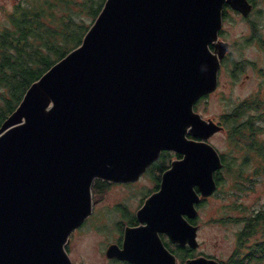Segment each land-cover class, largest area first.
<instances>
[{
	"label": "water",
	"instance_id": "water-1",
	"mask_svg": "<svg viewBox=\"0 0 264 264\" xmlns=\"http://www.w3.org/2000/svg\"><path fill=\"white\" fill-rule=\"evenodd\" d=\"M248 0H105L81 43L26 89L0 124V264H72L64 243L91 212V183L136 179L161 150L181 154L105 254L175 264L169 240L195 247L186 217L216 188L207 141L221 124L195 101L228 47L222 7ZM212 45V48H210ZM181 264H223L204 255Z\"/></svg>",
	"mask_w": 264,
	"mask_h": 264
},
{
	"label": "rangeland",
	"instance_id": "rangeland-1",
	"mask_svg": "<svg viewBox=\"0 0 264 264\" xmlns=\"http://www.w3.org/2000/svg\"><path fill=\"white\" fill-rule=\"evenodd\" d=\"M22 0H0V26L6 24L7 14L15 3ZM256 24L264 40V0H254L247 14L229 7L222 18L218 39L228 47L219 60L217 82L207 96L198 101L195 109L203 118L221 123V128L211 133L207 141L218 153H228L241 172L235 176L221 172V182L197 206V244L192 253L213 257L223 264L237 251L247 264H264V236L260 229L250 237L241 239L245 218L264 207V159L247 149V144L237 146L229 139L227 123L220 115L242 100H264V47L252 37L250 21ZM247 110L240 120L250 113ZM263 108V109H262ZM255 138L264 142V116L257 121ZM229 126V124H228ZM164 164L169 166L177 159L175 151L167 150ZM247 154V162L243 158ZM160 160V159H159ZM159 164L152 162L134 180L108 181L100 193L91 191V212L68 235L64 247L72 264H127L117 257L105 254L109 244L120 245L125 226L155 186ZM164 240L170 243L167 235ZM239 240H242L239 243ZM177 261V264H180Z\"/></svg>",
	"mask_w": 264,
	"mask_h": 264
},
{
	"label": "trees",
	"instance_id": "trees-1",
	"mask_svg": "<svg viewBox=\"0 0 264 264\" xmlns=\"http://www.w3.org/2000/svg\"><path fill=\"white\" fill-rule=\"evenodd\" d=\"M104 1L22 0L13 5L12 10L7 14L6 24L0 26V124L16 108L29 85L81 43L83 35L101 10ZM249 1L254 3V0ZM227 8H229L228 4L224 3L222 18L227 16ZM250 23L252 37L264 47V40L260 38L255 22L251 20ZM218 33H222L221 29ZM206 96L207 93L202 94L195 101L194 109L197 108L198 101ZM263 101L262 98L252 101L242 100L238 105L221 114L220 119L227 123L229 139L233 144L237 146L241 143L247 144V149L264 159V142L255 138V132L259 127L257 121L264 116V112L250 113L244 120H240L247 110H260ZM166 152L168 151L161 150L159 156L152 161L159 164L158 171L160 172L168 167L164 164ZM219 154L222 164L214 171L217 184L221 182L222 171L227 170L235 176L241 172L231 155L225 152ZM175 155L181 156L178 152H175ZM247 159L248 156L245 154L243 162H247ZM159 179L158 174L155 186L150 192L158 187ZM107 183L104 179L94 178L91 191L100 193ZM244 220L241 239L250 237L258 229L264 236V207L259 211L256 210ZM131 221L128 220L127 224L136 222L134 215ZM241 242L242 240H239V243ZM164 244L171 251L174 250L168 242L165 241ZM176 246L177 252L175 253L178 258L183 259L191 255L192 248L179 244ZM228 264L247 263L235 251L229 258Z\"/></svg>",
	"mask_w": 264,
	"mask_h": 264
},
{
	"label": "flooded vegetation",
	"instance_id": "flooded-vegetation-1",
	"mask_svg": "<svg viewBox=\"0 0 264 264\" xmlns=\"http://www.w3.org/2000/svg\"><path fill=\"white\" fill-rule=\"evenodd\" d=\"M249 1V0H248ZM250 2V1H249ZM251 3V2H250ZM252 4V3H251ZM229 6V5H228ZM230 7V6H229ZM220 29V28H219ZM218 35H219V33H218ZM220 155V154H219ZM220 160H221V158H220ZM221 164H222V161H221ZM221 167V166H220ZM219 167V168H220ZM216 170V169H215ZM214 170V171H215ZM214 171H213V178L215 177V175H214ZM214 180H215V178H214ZM216 182V181H215ZM158 183H159V181H158ZM216 186H217V183H216ZM157 189V188H156ZM155 189V190H156ZM202 199H204V197H200V199L198 200V202L197 203H195V207H196V209H197V206L198 205H200L201 204V202L203 201ZM197 213L193 216V217H186L187 218V220L189 221V222H191V223H193V224H195V225H197L196 224V219H197ZM194 222H193V221ZM159 235H160V237H161V239H162V241H163V243L165 242V240H164V236L166 235L165 233H163V232H160L159 233ZM167 242V241H166ZM168 244H169V246L172 248V249H174V250H170L169 248V250L173 253V255H174V257H175V264H177V261H180L181 263L182 262H184L185 261V259H187V258H189V257H193V256H196V255H194L193 253H191V255L190 256H186L185 258H183V259H180V258H178L177 257V255H176V253L175 252H177L176 250H177V246H176V244H178L177 242H172V241H170V243L168 242ZM179 245H185V246H188L186 243L185 244H179ZM166 246V245H165ZM167 247V246H166ZM188 247H190V246H188ZM190 248H194V247H190ZM122 261H124V262H126L127 264H130L131 262H129V261H127V260H122ZM180 263V264H181ZM132 264V263H131Z\"/></svg>",
	"mask_w": 264,
	"mask_h": 264
}]
</instances>
